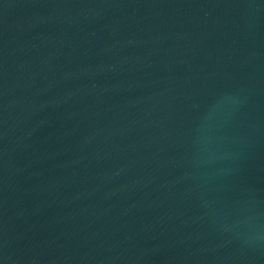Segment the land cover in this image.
Instances as JSON below:
<instances>
[{
    "label": "water",
    "instance_id": "water-1",
    "mask_svg": "<svg viewBox=\"0 0 264 264\" xmlns=\"http://www.w3.org/2000/svg\"><path fill=\"white\" fill-rule=\"evenodd\" d=\"M0 264H264V0H0Z\"/></svg>",
    "mask_w": 264,
    "mask_h": 264
}]
</instances>
